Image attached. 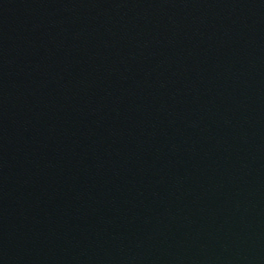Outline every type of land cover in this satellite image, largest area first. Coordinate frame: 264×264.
<instances>
[{
  "label": "water",
  "instance_id": "95a60500",
  "mask_svg": "<svg viewBox=\"0 0 264 264\" xmlns=\"http://www.w3.org/2000/svg\"><path fill=\"white\" fill-rule=\"evenodd\" d=\"M0 264H264V0H0Z\"/></svg>",
  "mask_w": 264,
  "mask_h": 264
}]
</instances>
